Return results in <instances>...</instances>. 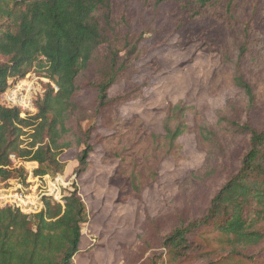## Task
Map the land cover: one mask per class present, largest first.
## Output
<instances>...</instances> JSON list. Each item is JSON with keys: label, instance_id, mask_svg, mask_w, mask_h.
Listing matches in <instances>:
<instances>
[{"label": "trees", "instance_id": "1", "mask_svg": "<svg viewBox=\"0 0 264 264\" xmlns=\"http://www.w3.org/2000/svg\"><path fill=\"white\" fill-rule=\"evenodd\" d=\"M168 1H177L190 22L210 25L206 31H181L180 26L177 42L181 48L198 44L197 52L219 56L208 94L215 97L230 87L240 92L216 111L215 124L203 108L185 101L168 103L163 109L164 134H156L141 117L121 115L126 103L143 97L142 86L110 97L114 86L132 82L144 67L138 63L150 52L141 45L142 36L125 35L124 43L117 42L121 22L113 0H0V177L18 173L8 169L12 154L37 163L35 175H63L67 164L61 156L77 151L74 176L80 178L91 169L90 156L99 147L103 164L117 163L109 183L118 190L117 203L125 204L142 200L159 182L164 161L183 160L180 139L193 134L205 159L178 183L180 197L193 205L219 175L233 147L246 138L239 168L199 214L178 216L175 226L161 236L160 260L153 254L146 262L206 259L215 264L216 257L222 264H264V128L252 123L264 102V31L243 25L246 0H157V5ZM210 28L220 31L211 34ZM146 66L157 70V59ZM33 72L45 74L58 91L49 87L36 100L37 114L23 119L2 98L11 81ZM84 89L94 92V121L86 128L90 115L77 101ZM98 128L110 134L94 137ZM24 136L31 140L27 145ZM88 218L76 184L64 206L46 199L43 211L34 216L0 209V264H73Z\"/></svg>", "mask_w": 264, "mask_h": 264}, {"label": "rangeland", "instance_id": "2", "mask_svg": "<svg viewBox=\"0 0 264 264\" xmlns=\"http://www.w3.org/2000/svg\"><path fill=\"white\" fill-rule=\"evenodd\" d=\"M113 1L117 19L121 22L117 42L121 45L125 35L134 39L142 36L144 41L141 45L150 49L147 57L138 63L139 67H144L133 77L132 82L116 85L110 91V97H114L130 91L133 87H143L142 98L129 101L121 108L122 117L130 119L139 116L152 132L164 134V107L168 103L185 101L205 109L207 119L215 124L218 119L216 111L224 108L227 101L234 99L240 90L230 87L211 97L208 94L209 83L214 70L220 64L219 56L197 52L198 44L186 48L177 46L182 30L206 31L210 25L190 22L182 15L181 5L177 1L159 5L157 0ZM246 2L247 7L241 16L243 25L250 24L257 30L264 31V0ZM209 31L216 34L220 30L210 28ZM100 53L101 56L106 55V49L102 48ZM152 59H157V70L145 67ZM2 61L4 59L0 57V62ZM77 101L90 115V119L83 124L86 128L94 121V92L84 89ZM97 123L100 125L99 120ZM188 123L192 124V118L189 116ZM252 123L256 127L264 128V102L253 113ZM108 134L110 131L98 128L94 137ZM30 141L29 138L25 145ZM180 143L183 160L178 163L170 158L164 161L160 168L159 182L145 191L142 200H131L125 204L117 203L118 190L109 183L117 163L103 164L99 147H96L90 156L91 169L80 178L74 176L78 166V152L63 153L61 160L67 164L63 175L75 177L74 184L87 206L89 216L83 227L80 252L74 258L73 264H147V258L153 254H156V260H160L161 236L175 226L181 214L197 215L201 212L209 197L239 168V161L247 149L245 138L235 145L222 161L219 175L199 194L195 204L188 205L186 198L179 195L178 183L191 171L203 165L205 154L198 150L193 134L182 136ZM14 177L23 179L25 173L19 171ZM263 247L264 245L261 248ZM164 260L163 264H175L171 260ZM213 261L215 264H222L216 257ZM208 262L209 260L205 259L185 264Z\"/></svg>", "mask_w": 264, "mask_h": 264}, {"label": "built area", "instance_id": "3", "mask_svg": "<svg viewBox=\"0 0 264 264\" xmlns=\"http://www.w3.org/2000/svg\"><path fill=\"white\" fill-rule=\"evenodd\" d=\"M49 87L58 91L45 74L33 72L16 83L11 81L2 99L7 107L19 110L21 118L27 119L37 114L36 100L43 97ZM23 140L27 142V136ZM9 160L8 169L25 173V178L0 177V209L11 207L27 216H34L43 211L46 199L64 206L65 197L73 191L74 176H38L35 175L37 163L16 154L10 155Z\"/></svg>", "mask_w": 264, "mask_h": 264}]
</instances>
